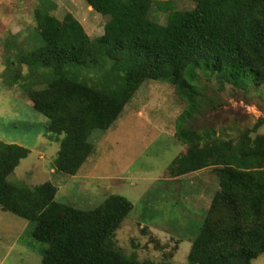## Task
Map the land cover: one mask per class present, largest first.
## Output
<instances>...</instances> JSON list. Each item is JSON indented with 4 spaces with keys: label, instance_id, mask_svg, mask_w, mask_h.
I'll return each mask as SVG.
<instances>
[{
    "label": "trees",
    "instance_id": "obj_1",
    "mask_svg": "<svg viewBox=\"0 0 264 264\" xmlns=\"http://www.w3.org/2000/svg\"><path fill=\"white\" fill-rule=\"evenodd\" d=\"M37 1L28 37L2 41L4 71L47 120L46 133L59 144L55 172L74 176L94 151L92 134L108 131L141 85L167 83L185 104L174 136L186 150L166 173L176 179L211 168L218 185L186 264H251L264 255V137L213 138L189 126L200 113V73L237 90L264 87V0H193L191 10L155 0H83L107 18L94 39L71 15L53 16L49 0ZM153 6L166 14L164 24L150 20ZM28 155L0 141V209L32 226L30 238L46 246L41 264H172L117 248L115 233L133 209L124 197L84 211L56 201L50 182H9Z\"/></svg>",
    "mask_w": 264,
    "mask_h": 264
},
{
    "label": "rangeland",
    "instance_id": "obj_2",
    "mask_svg": "<svg viewBox=\"0 0 264 264\" xmlns=\"http://www.w3.org/2000/svg\"><path fill=\"white\" fill-rule=\"evenodd\" d=\"M49 1L53 4L51 14L58 20L69 14L91 39L103 35L107 18L83 0ZM155 1L175 10L194 7L193 0ZM37 4V0H0V141L29 150L7 180L28 187L50 182L57 189L56 201L84 211L96 208L110 195L124 197L133 209L115 233L117 248L126 255L135 254L139 261L186 264L190 239L199 227L200 218L192 215L190 202L197 179L193 173L176 179L166 173L171 161L186 150L174 136L185 104L167 83L141 85L111 128L92 134L94 151L78 172L74 176L56 173L53 162L59 144L46 133L47 120L32 109L18 86L8 85L4 71L2 41L15 36L23 42L28 37L29 29L35 28L33 11ZM150 20L164 24L166 14L153 6ZM21 71L24 73L25 68ZM198 86L200 113L190 121L192 129L228 140L245 132L251 138L264 137V87L237 90L202 73ZM209 174L216 184L212 170ZM0 214L24 222L1 209ZM31 230L29 226L22 243L33 251L44 249L45 245L30 238ZM9 261L10 257L2 264ZM251 264H264V255Z\"/></svg>",
    "mask_w": 264,
    "mask_h": 264
},
{
    "label": "crops",
    "instance_id": "obj_3",
    "mask_svg": "<svg viewBox=\"0 0 264 264\" xmlns=\"http://www.w3.org/2000/svg\"><path fill=\"white\" fill-rule=\"evenodd\" d=\"M210 170L212 169L207 168L192 174L197 179L195 181L197 185L193 189L190 200L194 206L192 209L194 213L193 211L191 213L197 217L208 209L212 196L218 188L217 182L215 181L216 184L213 182V175L209 174ZM4 217L6 218L5 214H0V264L9 257L8 264H41L39 251L29 249L28 245L21 241L22 236L28 231V223L23 219L21 220L24 222H21L17 219L10 220V218L6 220ZM12 254H14L13 257Z\"/></svg>",
    "mask_w": 264,
    "mask_h": 264
}]
</instances>
